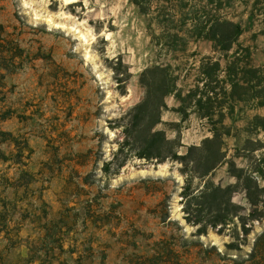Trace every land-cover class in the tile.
<instances>
[{"label": "rangeland", "instance_id": "374dc122", "mask_svg": "<svg viewBox=\"0 0 264 264\" xmlns=\"http://www.w3.org/2000/svg\"><path fill=\"white\" fill-rule=\"evenodd\" d=\"M195 4L216 6L151 0L144 15L130 0H0V264H137L158 241L183 264H249L264 219L249 221L240 250L226 247L227 231L196 234L183 217L179 162L131 158L103 170L122 140L115 120L144 96V69L169 65L186 93L201 56L225 65L211 40L182 24ZM219 13L243 28L229 54L237 51L240 66L264 68V0H221ZM117 76L127 78L124 94ZM254 84L262 98L264 78ZM247 94L223 120V161L192 178L193 188L234 184L228 161L251 169L264 158V105ZM164 100L155 129L176 139L179 154L212 137L193 105L184 117L173 95ZM232 199L249 214L243 191Z\"/></svg>", "mask_w": 264, "mask_h": 264}, {"label": "trees", "instance_id": "16d2710c", "mask_svg": "<svg viewBox=\"0 0 264 264\" xmlns=\"http://www.w3.org/2000/svg\"><path fill=\"white\" fill-rule=\"evenodd\" d=\"M130 1L141 14L151 13V0ZM179 1L182 3L185 0ZM207 1L209 4H216L213 10L195 4L187 12L191 16L183 18L182 24L189 26L191 36L211 40L214 51L224 55L225 65L222 66L220 59L214 55L201 56L195 87L186 93L177 86V76L169 71V65H155L144 69L139 80L144 87V96L115 120L113 128L120 129L122 140L118 142L111 160L103 165V170L109 171L111 167L119 169L131 158L179 162L182 165L181 172L186 176L181 191L185 222L195 226L198 235H204L210 229L218 233L227 231L232 241L226 247L240 250L250 232L249 221L264 219V185L259 182V178L264 179V167L261 165L264 158L251 169L239 167L232 160L228 161L229 172L235 178V183L225 187L208 182L201 189H195L191 185V179L207 176L223 161L225 155L219 138L221 134H229L223 120L232 112L235 100L244 101L242 95L248 93V99L255 101V105H264V90L262 89L263 95L260 98L261 94H258L259 90H256L254 84L264 78V68L252 67L248 62L240 66L237 51L229 54L242 33V25L219 13L221 0ZM183 6L186 8L188 4L183 3ZM174 37L185 40V36L178 32ZM118 64L122 66L121 60ZM115 73L120 75L123 72L117 68ZM126 73L128 74L127 70ZM126 80L123 76L116 77L121 94L125 93ZM168 95H173L179 101L177 111L184 117L187 115V107L193 105L195 113L208 119L213 126L212 137L205 138L199 146H188L183 154L178 153L180 144L176 139H168L164 131L155 129L161 122L162 111L167 109L164 99ZM225 104L228 108H225ZM220 129L226 131L221 132ZM237 190L244 192L250 205L248 215H243V208L233 202V194ZM154 244L157 250H153L151 255H144L137 264H183L171 244L163 241ZM245 262L264 264V233L255 239Z\"/></svg>", "mask_w": 264, "mask_h": 264}, {"label": "bare ground", "instance_id": "6f19581e", "mask_svg": "<svg viewBox=\"0 0 264 264\" xmlns=\"http://www.w3.org/2000/svg\"><path fill=\"white\" fill-rule=\"evenodd\" d=\"M68 1H70V2H71V1H74V0H68Z\"/></svg>", "mask_w": 264, "mask_h": 264}]
</instances>
